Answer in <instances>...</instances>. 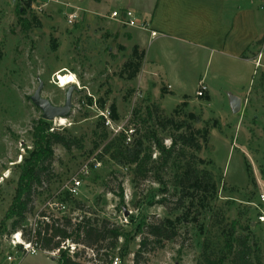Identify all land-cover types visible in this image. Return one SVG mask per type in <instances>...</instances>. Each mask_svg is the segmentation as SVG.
<instances>
[{"label": "rangeland", "instance_id": "obj_1", "mask_svg": "<svg viewBox=\"0 0 264 264\" xmlns=\"http://www.w3.org/2000/svg\"><path fill=\"white\" fill-rule=\"evenodd\" d=\"M18 1L0 0V221L13 202L20 165L34 148V125L44 119L32 97L41 90L42 98L60 107L71 92L72 106L68 116L63 117L65 121L59 117L48 121L54 129L80 138L83 147L67 150L59 144L53 146L52 166L36 188L34 208L27 214L25 229L39 221L63 222L66 216L74 221L84 214L109 219L130 233L128 250L117 258V264H134L135 253L146 236L141 230L143 222L166 220L168 228L178 232L176 237L162 242L151 237L140 264H202L205 246L213 257L225 252V232L230 230L231 221L238 220L239 232L249 229L254 234L260 247V264H264V221L260 219L264 215L262 46L251 49V56L257 60L246 80L242 106L231 108L227 90L235 86L219 77H211L217 92L210 100L206 99L208 93L203 97L195 95L198 81L188 77L175 94L160 101L167 116L186 119L193 113L199 117L190 119L196 128H211L198 156L205 160L203 167L214 173L218 192L215 200L198 213L196 200L188 209L179 207V190L174 186L172 170L161 172L167 180L166 191L151 172L137 176L133 165L118 164L103 153L107 141L123 128L133 130L131 142L143 137L147 146L151 143L144 135L150 136L154 126L151 120L143 121L147 119L146 107L154 101L151 83L144 89L136 78H129L130 70L124 64L133 47L119 43L103 22L115 8L133 10L142 20L134 8L138 7L140 13L148 12L153 0H64L37 15L40 25L29 29L19 23ZM27 4L25 17L30 18L32 11ZM74 5L81 8V16L71 25L68 12ZM142 41L149 49L148 38L142 37ZM201 69L209 75L213 73V67L203 65ZM160 89L162 94L168 91L164 84ZM136 110L141 113L135 118ZM108 111L112 127L122 128L119 133L106 125L104 114ZM158 129V135L170 145L169 136L175 129ZM157 154L154 151L153 157ZM84 168H88V174H83ZM75 176L81 178L82 185L72 196L68 188ZM27 238L26 231L23 236L16 232L0 238V264H57L58 252L25 254ZM105 247L97 264L103 262ZM78 250H85L84 257L96 258L97 252L91 249L80 246ZM9 256L13 261L8 260Z\"/></svg>", "mask_w": 264, "mask_h": 264}, {"label": "trees", "instance_id": "obj_2", "mask_svg": "<svg viewBox=\"0 0 264 264\" xmlns=\"http://www.w3.org/2000/svg\"><path fill=\"white\" fill-rule=\"evenodd\" d=\"M23 1L20 0L16 4L19 23L25 29H29L32 25H40L38 16L31 13L30 18L25 17L27 2L24 1V4ZM144 56L145 53L140 51L137 45L133 46L132 55L124 64V68L130 70L128 74L130 79L138 76ZM206 97L209 100V96ZM185 103L187 102H183ZM178 108L174 110L175 113ZM140 113L136 110L135 118L139 117ZM146 117L147 119L143 121L151 120V125L154 126V129L151 128L149 132L150 136L144 135L151 141L150 146L146 145L143 137L127 142L126 132L130 130L127 128L107 141L103 153L109 154L118 164L133 165L137 176H144L151 172L154 179L164 185L166 191H168L167 180L161 172L172 170L174 186L179 190V207L188 209L196 200V211L200 213L201 208L204 209L215 200L218 192L214 173L203 167L205 160L198 156L203 143L208 140L211 128L208 126L196 128L190 119L198 120L199 117L193 113L188 114L186 119L167 116L165 110L156 102H151V105L146 107ZM170 126L175 130L169 136L171 144L166 145L163 138L158 135V128L167 130ZM33 139L34 148L20 165L21 172L13 202L3 220L0 221V238L16 232H20L23 236L26 231L28 243L38 246L39 251L59 253L57 264H97L100 251L103 246H106L102 264H113L116 258L127 252L130 233L109 219L84 214L82 219L76 218L75 221L66 216L63 222L58 219L52 223L39 221L34 227L28 229L23 226L27 214L34 208L32 205L36 188L43 183L52 166L53 146L59 144L67 150L83 147V141L80 138L54 129L51 122L46 119H40L34 125ZM154 151L158 152L155 158ZM186 203H189L187 204L189 206H186ZM77 208L82 209L81 206ZM43 217L47 216L43 214ZM166 223H168L166 220L156 223L143 222L141 230L146 236L135 253L134 264H140L143 261V253L151 237L161 242L176 237L178 232L174 229L170 230ZM240 228L238 220L231 221L230 230L227 234L225 232V252L219 257H213L205 246L202 252V264H260V247L254 234L249 229L246 232H239ZM80 246L91 249L93 253L97 252L96 258L84 257L85 250H78Z\"/></svg>", "mask_w": 264, "mask_h": 264}, {"label": "crops", "instance_id": "obj_3", "mask_svg": "<svg viewBox=\"0 0 264 264\" xmlns=\"http://www.w3.org/2000/svg\"><path fill=\"white\" fill-rule=\"evenodd\" d=\"M151 5L141 13L132 7L149 28L128 30L129 26L122 28L108 17L103 22L119 43L128 48L137 45L145 53L136 80L144 89L151 83V102L164 109L160 101L175 94L188 77L206 83L210 100L217 92L211 77H219L235 86L227 90L231 108L242 106L246 80L257 60L251 49L262 46L264 50V0H153ZM142 37L148 38L149 49ZM203 65L213 67L212 75L201 69ZM162 84L168 90L164 94Z\"/></svg>", "mask_w": 264, "mask_h": 264}, {"label": "built area", "instance_id": "obj_4", "mask_svg": "<svg viewBox=\"0 0 264 264\" xmlns=\"http://www.w3.org/2000/svg\"><path fill=\"white\" fill-rule=\"evenodd\" d=\"M26 1L29 5L30 10L32 11V14L34 15H41L43 12L49 7L51 4H63L64 0H24ZM75 6V5H74ZM71 8V10L68 12V22L69 24L73 25L75 21H77L80 16H81V8L78 6H75ZM108 17L121 25L129 26V27H140V28H149V22L145 19H140L135 11L129 10V9H115L111 11V13ZM156 33L153 32V35ZM208 87L205 82H199L198 88L196 91V96L197 97H203L207 94ZM106 117V125L112 127L113 122L112 119L110 118V112L108 111L107 114H104ZM116 133H119L120 130L122 129L121 127L117 128V130L112 127ZM125 128H123L124 131ZM133 130H129L127 133V142H130L131 139V134ZM131 132V134H130ZM121 133V132H120ZM89 170L88 168L83 169V174H88ZM82 185V180L80 177L75 176L72 179V185L71 187L68 188V191L72 196L76 195L80 191V187ZM261 200L264 201V193L261 195ZM262 221H264V215L260 217ZM25 254L31 253V254H37L39 252V247L36 245H33L32 243H27L25 244L24 250ZM54 253V252H53ZM9 261H13L12 257H8ZM113 264H117V258L113 262Z\"/></svg>", "mask_w": 264, "mask_h": 264}, {"label": "water", "instance_id": "obj_5", "mask_svg": "<svg viewBox=\"0 0 264 264\" xmlns=\"http://www.w3.org/2000/svg\"><path fill=\"white\" fill-rule=\"evenodd\" d=\"M40 91L38 90L34 96L32 97L33 102L43 111V117L46 120H54L57 116L67 117L72 103H71V92L68 93L66 103L64 106H54L48 100L44 99L40 95Z\"/></svg>", "mask_w": 264, "mask_h": 264}, {"label": "bare ground", "instance_id": "obj_6", "mask_svg": "<svg viewBox=\"0 0 264 264\" xmlns=\"http://www.w3.org/2000/svg\"><path fill=\"white\" fill-rule=\"evenodd\" d=\"M58 83V82H57ZM57 117H59L58 118V120H60L61 122H64L65 121V119L63 118V117H60V116H57ZM57 117H56V119H57ZM60 122V123H61ZM17 239H19L18 241H20V237H19V235L17 236Z\"/></svg>", "mask_w": 264, "mask_h": 264}]
</instances>
